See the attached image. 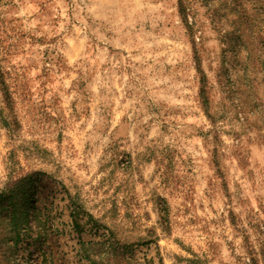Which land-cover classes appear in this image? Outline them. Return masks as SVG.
<instances>
[{
	"label": "rangeland",
	"instance_id": "1",
	"mask_svg": "<svg viewBox=\"0 0 264 264\" xmlns=\"http://www.w3.org/2000/svg\"><path fill=\"white\" fill-rule=\"evenodd\" d=\"M0 264H264V0H0Z\"/></svg>",
	"mask_w": 264,
	"mask_h": 264
}]
</instances>
